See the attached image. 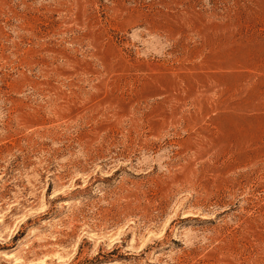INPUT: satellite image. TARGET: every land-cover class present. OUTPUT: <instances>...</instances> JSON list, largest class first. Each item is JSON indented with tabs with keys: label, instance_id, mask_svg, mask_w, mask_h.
Returning a JSON list of instances; mask_svg holds the SVG:
<instances>
[{
	"label": "rangeland",
	"instance_id": "374dc122",
	"mask_svg": "<svg viewBox=\"0 0 264 264\" xmlns=\"http://www.w3.org/2000/svg\"><path fill=\"white\" fill-rule=\"evenodd\" d=\"M0 264H264V0H0Z\"/></svg>",
	"mask_w": 264,
	"mask_h": 264
}]
</instances>
